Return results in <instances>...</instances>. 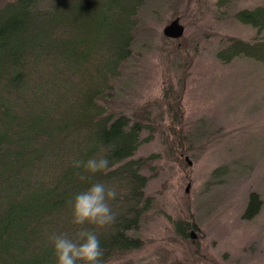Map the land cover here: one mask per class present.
<instances>
[{"label":"trees","instance_id":"obj_1","mask_svg":"<svg viewBox=\"0 0 264 264\" xmlns=\"http://www.w3.org/2000/svg\"><path fill=\"white\" fill-rule=\"evenodd\" d=\"M145 1L0 0V264H55L48 236L75 235L70 201L95 183L118 193L112 225H84L97 231L101 264H133L118 260L144 246L136 234L155 199L141 173L148 159L134 156L141 132L152 129L145 110L130 117L115 99ZM232 17L264 31V4ZM215 58L264 65V38L227 37ZM173 92L163 87L162 99L177 104ZM101 156L114 169L81 180L73 162ZM259 206L251 193L245 219ZM173 226L187 237V223Z\"/></svg>","mask_w":264,"mask_h":264},{"label":"rangeland","instance_id":"obj_2","mask_svg":"<svg viewBox=\"0 0 264 264\" xmlns=\"http://www.w3.org/2000/svg\"><path fill=\"white\" fill-rule=\"evenodd\" d=\"M218 1L146 0L139 10L115 101L130 117L148 113L152 131L134 157L148 159L141 173L155 207L136 234L144 246L118 263L264 264V65L215 58L227 37L264 38L232 17L264 0ZM175 18L184 34L170 40L162 30ZM163 87L179 104L162 99ZM251 193L260 206L245 219ZM175 221L189 225L186 238Z\"/></svg>","mask_w":264,"mask_h":264},{"label":"clouds","instance_id":"obj_3","mask_svg":"<svg viewBox=\"0 0 264 264\" xmlns=\"http://www.w3.org/2000/svg\"><path fill=\"white\" fill-rule=\"evenodd\" d=\"M73 167L82 169L77 173L81 180L88 175L107 174L114 169L110 161L101 157H92L87 161L76 160ZM113 187L95 183L85 191L78 193L70 201L71 223L78 227L74 236L67 233H52L48 236L55 257V264H101L103 252L97 231L112 225L116 220L110 201L117 198ZM84 225H92L97 231Z\"/></svg>","mask_w":264,"mask_h":264},{"label":"water","instance_id":"obj_4","mask_svg":"<svg viewBox=\"0 0 264 264\" xmlns=\"http://www.w3.org/2000/svg\"><path fill=\"white\" fill-rule=\"evenodd\" d=\"M162 34L165 38L170 40H179L184 34V26L180 24L179 19L175 18L170 21L162 30ZM188 188H186V192ZM191 237H194V232L190 233Z\"/></svg>","mask_w":264,"mask_h":264}]
</instances>
